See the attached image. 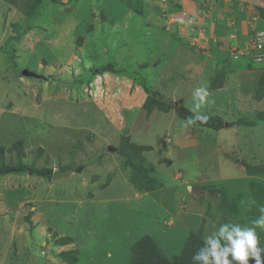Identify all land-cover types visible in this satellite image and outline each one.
Masks as SVG:
<instances>
[{
  "label": "rangeland",
  "instance_id": "374dc122",
  "mask_svg": "<svg viewBox=\"0 0 264 264\" xmlns=\"http://www.w3.org/2000/svg\"><path fill=\"white\" fill-rule=\"evenodd\" d=\"M177 1L0 0V169L61 175L0 176V264H131L146 235L172 258L187 230L204 239L260 215L264 64L236 68L213 30L220 10L232 41L237 24L264 29V0H250L258 13L249 0H198L205 14L188 25L162 19ZM200 85L214 100L203 114L225 129L178 116ZM151 100L180 109L147 113Z\"/></svg>",
  "mask_w": 264,
  "mask_h": 264
},
{
  "label": "clouds",
  "instance_id": "9594fccd",
  "mask_svg": "<svg viewBox=\"0 0 264 264\" xmlns=\"http://www.w3.org/2000/svg\"><path fill=\"white\" fill-rule=\"evenodd\" d=\"M178 12L180 14L178 17L183 18L182 13L187 11L181 9ZM193 20L192 17L190 21ZM229 40L232 41L231 38ZM210 103H214V100L210 99V93L205 85L193 89L190 109L192 115L187 117L186 125L197 121L207 122L209 117L203 114L202 109ZM249 203L254 204L255 201ZM259 212L260 215L251 222V225L231 221L219 224L214 231L204 237L202 245L192 255L193 264H250V260L253 264H264V241L257 232V229H264V206L259 208Z\"/></svg>",
  "mask_w": 264,
  "mask_h": 264
},
{
  "label": "trees",
  "instance_id": "16d2710c",
  "mask_svg": "<svg viewBox=\"0 0 264 264\" xmlns=\"http://www.w3.org/2000/svg\"><path fill=\"white\" fill-rule=\"evenodd\" d=\"M34 3L37 4L38 0H34ZM200 7H201V4H200ZM33 8H35V7L33 6ZM179 8H180V5H177L174 9L170 8V10H171V12H177L178 10H180ZM203 8L206 9V7H203ZM33 12H35V9H32L31 12H29V14L32 15ZM258 29L262 30L259 27V25H258ZM249 32H250V36L252 34H254V32H251V31H249ZM4 47L6 48V46H4ZM229 55L231 56V54H229ZM245 58L248 60L247 64H249V66H247V67H250V65H251L250 62H252V61H250V59L248 57H245ZM108 71L114 72V69L112 67H106V68H104L98 72L102 73V72H108ZM215 88H218V87L215 86ZM164 104H166V105H160L158 102L151 100L149 103H146L144 106H145V110L147 111V113H151L154 108H158V109L161 108V110H162L163 108H165L164 106L169 107L168 109L174 108L177 111L180 109V107L178 108L177 106L172 107V105L170 103H164ZM191 115H192V113L186 108H182V110L178 111V116L183 118V119H187V117H189ZM208 117H209V119L207 122L201 123V122L197 121L196 123L203 128H209V129H212L213 131H216V132L221 131V130L226 128V126H225L226 123L224 122L223 119L213 117L210 115ZM258 117H259V120L263 121L264 120V113L263 112L259 113ZM236 125L252 127V126L257 125V123H256V121H252V120H248V119H240L239 121H237ZM129 148H131V147H129ZM17 149L19 150L21 148L18 147ZM142 150H146V148L145 149L143 148ZM134 152L135 151H133V153ZM122 154H124V153H122ZM142 159H143V157H142ZM142 168L143 167H141V166L138 167V170H137L138 172L136 173L137 176L141 175V171H142V174L145 172V170ZM251 170H253V169H251ZM22 173H28L30 175L43 177V178H50L53 175H55L53 173L52 169H47V168L38 170V169H34V168H29L26 166H20V167L19 166L18 167L6 166V167L0 169V176H7V175H11V174H22ZM137 179L138 178H136V181H137ZM137 183L140 184L142 187H145V188L148 187V185H146V183L144 184V183L138 182V181H137ZM137 183H135V184H137ZM141 186H138V187H141ZM187 231H188V233H187L188 236L186 237V241L184 243V247H183L181 253L179 255H175L172 258L169 257L168 255H166L165 251L159 245L156 238H154L152 235L151 236H148V235L143 236L142 238H140L137 242H135L132 245L131 264H193L191 257L195 253V251L202 245L203 236L201 233H193V231H190V230H187ZM62 243L66 244V241H62ZM77 253L78 252H75V254H77ZM66 259L71 261V262H73V261L76 262V260L72 261V260L68 259L67 257H66ZM250 264H253V262L251 260H250Z\"/></svg>",
  "mask_w": 264,
  "mask_h": 264
},
{
  "label": "crops",
  "instance_id": "0c3cea01",
  "mask_svg": "<svg viewBox=\"0 0 264 264\" xmlns=\"http://www.w3.org/2000/svg\"><path fill=\"white\" fill-rule=\"evenodd\" d=\"M235 1V0H234ZM248 1V0H247ZM250 1V0H249ZM251 2V1H250ZM194 6H191V7H194L193 9H191V10H189L188 8H191V7H189V6H186L185 5V2H184V0H178L177 2H176V6L177 5H180V10L181 9H184V10H186L192 17H194V20H196V19H198V17L199 18H201V17H203L202 16V12L201 11H199L200 9V3H199V1L198 0H196L195 1V4L194 3H192ZM249 6H251V8L253 9V11L255 10L256 11V8H255V6H253L252 5V2H251V4L249 5ZM169 9V8H168ZM188 9V10H187ZM180 10H178V11H180ZM220 10V9H219ZM177 11V14L176 15H180V14H178L179 12ZM198 11V12H197ZM213 11V10H212ZM221 11V10H220ZM217 12V13H219L220 15H222L223 13H221V12ZM172 13H175V12H169V14H172ZM256 13H258L257 11H256ZM251 14H253V12L251 13ZM220 15H218V21H219V23L217 24V26L216 25H214V30H213V32H215V35H216V37H217V41H216V44L218 43V47H220L221 45H222V48H223V45H224V49H226L227 50V52H226V50L224 51H222V52H226L227 54H228V56H229V59L231 58V56L229 55L230 54V44H234V43H236V42H239L238 43V45L239 46H241L240 44H242V46L248 41V39H249V37H250V30H249V26H248V21L247 20H245V21H247V24H245V25H241V24H237L236 25V27H235V29H236V32L238 33V40H234V41H230L229 39H228V35L231 33V31H232V28L233 27H231V26H226L225 24H224V21L223 22H221L222 20V18L220 17ZM249 18H250V16H249ZM162 19H164L166 22H168V23H171V21L170 20H166L165 18H163L162 17ZM242 19V18H241ZM178 24H180V23H185V24H190L191 22H190V20H187V21H185V20H183V18H181V16L180 17H178ZM227 21H228V19H227ZM229 22V21H228ZM193 23V22H192ZM176 24V23H175ZM195 24V23H194ZM196 26L197 25H195L194 27V30H192V34L193 35H195L198 39L199 38H201V40L203 39V35L201 34V35H199L200 33H199V31L197 32L196 30ZM231 27V28H230ZM214 42H215V39L213 40ZM234 58V57H233ZM241 59H245L246 60V58H244V57H240V58H238L237 59V62H239V63H237L236 64V68H239V67H244V66H249V64H247L248 63V60H247V62H245V63H243V62H240V60ZM264 64V63H263ZM250 67H251V65H250ZM226 79H227V76H226ZM217 90H220V88H218ZM167 140V139H166Z\"/></svg>",
  "mask_w": 264,
  "mask_h": 264
},
{
  "label": "built area",
  "instance_id": "2783aa9c",
  "mask_svg": "<svg viewBox=\"0 0 264 264\" xmlns=\"http://www.w3.org/2000/svg\"><path fill=\"white\" fill-rule=\"evenodd\" d=\"M209 4L210 3H208V6ZM164 14H163L164 18L168 16L167 20H170L171 22H175V23L179 22L178 15L167 14V13L165 15ZM202 14H205V11L202 12ZM182 16L183 19L192 20V17L187 12H183ZM254 21H255L254 24H252L251 22V28H250V31L254 32V34H252L249 37L248 41L242 47L239 46L238 44H232L230 47L231 55L234 58H238L240 56L248 57L252 62L263 63L264 62V30H259L258 22L256 21V19ZM230 38L234 39L233 37ZM235 55H237V57Z\"/></svg>",
  "mask_w": 264,
  "mask_h": 264
},
{
  "label": "water",
  "instance_id": "95a60500",
  "mask_svg": "<svg viewBox=\"0 0 264 264\" xmlns=\"http://www.w3.org/2000/svg\"><path fill=\"white\" fill-rule=\"evenodd\" d=\"M65 176V175H64ZM61 177V175L59 176V174H55V178L57 179V178H60Z\"/></svg>",
  "mask_w": 264,
  "mask_h": 264
}]
</instances>
